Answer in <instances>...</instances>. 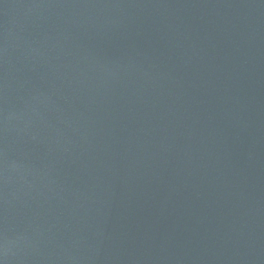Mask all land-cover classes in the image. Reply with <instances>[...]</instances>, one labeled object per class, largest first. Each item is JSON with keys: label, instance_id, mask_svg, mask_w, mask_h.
Listing matches in <instances>:
<instances>
[{"label": "water", "instance_id": "95a60500", "mask_svg": "<svg viewBox=\"0 0 264 264\" xmlns=\"http://www.w3.org/2000/svg\"><path fill=\"white\" fill-rule=\"evenodd\" d=\"M0 264H264V0H0Z\"/></svg>", "mask_w": 264, "mask_h": 264}]
</instances>
